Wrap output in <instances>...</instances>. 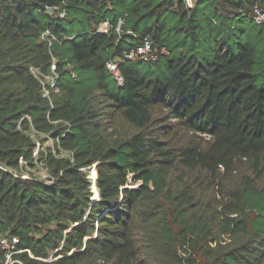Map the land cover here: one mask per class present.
Listing matches in <instances>:
<instances>
[{"label":"trees","instance_id":"1","mask_svg":"<svg viewBox=\"0 0 264 264\" xmlns=\"http://www.w3.org/2000/svg\"><path fill=\"white\" fill-rule=\"evenodd\" d=\"M255 7L264 0H0V264L5 236L22 264H264ZM146 35L168 53L122 61L118 84L108 62ZM53 65L59 92L46 98L31 67Z\"/></svg>","mask_w":264,"mask_h":264},{"label":"built area","instance_id":"2","mask_svg":"<svg viewBox=\"0 0 264 264\" xmlns=\"http://www.w3.org/2000/svg\"><path fill=\"white\" fill-rule=\"evenodd\" d=\"M189 6H192V0H185ZM49 12H53V9L50 8ZM253 20L257 24H262L264 23V10L260 7H255L253 10ZM60 16L64 17L65 12L61 11ZM125 23V20L123 18H119L117 21V26L116 29L118 33H121L123 31V24ZM102 25V26H101ZM98 28L99 31H104L108 32L109 29L111 28V25L109 24L108 21L104 22L101 24ZM49 33H44L43 37H47ZM168 53L166 47H161L158 48L156 47L152 37L150 35L144 36L141 44L131 48V49H126L123 51L121 57L111 60L108 62V68L110 72L112 73L113 77L115 80L118 82V84H123L124 78L120 70V64L122 61L128 60V61H142L146 62L149 64H156L158 63L160 56L163 54ZM32 73L39 79L41 84L43 85V96L46 98L51 97V91L54 92H59V88L57 87V82H56V77L58 76L56 71H55V65L52 67V73L49 75H44L39 68L31 67ZM72 77L75 78L76 74L73 72ZM36 138L37 142V149L41 148L40 144V138H37L35 135H33ZM22 165H27V162L22 161ZM1 167V166H0ZM95 167V166H93ZM91 167L90 170L93 168ZM28 169V168H26ZM96 170V168H95ZM15 176H20L21 172L19 170H11ZM97 171V170H96ZM28 174V175H25ZM49 174V173H48ZM46 175V177H43L39 175L42 179L46 180L47 182H53L52 179H50L49 175ZM29 173H23V177H28ZM88 178L93 181L92 174H88ZM97 180V177H96ZM93 199H95L93 197ZM98 199V197L96 198ZM19 243V239L17 236H5L1 239V245L2 248L5 250V262L4 264H13L15 261L20 262L19 260L13 259V255L17 253L18 251L15 250L16 244ZM21 263V262H20ZM22 264V263H21Z\"/></svg>","mask_w":264,"mask_h":264},{"label":"rangeland","instance_id":"3","mask_svg":"<svg viewBox=\"0 0 264 264\" xmlns=\"http://www.w3.org/2000/svg\"><path fill=\"white\" fill-rule=\"evenodd\" d=\"M193 1H194V0H192V4H193ZM68 25H69V27H71L70 24H68ZM101 26H102V25H101ZM239 27H240V26H239ZM254 28H255V29H258L259 26H258V25H254ZM238 29H239V28H238ZM78 30H80V29H78ZM49 147H54V142H53L52 139H50V140H46V142H43V143H42V146H41V148H40L39 150H41L42 153L45 154L47 148H49ZM39 150H38V151H39ZM38 168H39V170L32 169V171H35V173H36L37 176L41 175V176H43V177H46V175L49 173V172L47 171V169H46L45 167L42 166L41 163L38 164ZM93 170H95V167H93L91 170H89V173L92 174ZM30 171H31V170H30ZM96 172H97V171H96ZM25 175H28V174H25ZM48 175H49V174H48ZM93 181H94V182L92 183V186H91V187H92V191H93V193H94V196H93V197H97V196H98V193H96V190H95V187H94V184H95L96 187H97V184H96V178L93 179ZM97 189H98V188H97Z\"/></svg>","mask_w":264,"mask_h":264},{"label":"bare ground","instance_id":"4","mask_svg":"<svg viewBox=\"0 0 264 264\" xmlns=\"http://www.w3.org/2000/svg\"><path fill=\"white\" fill-rule=\"evenodd\" d=\"M92 177L95 179L96 178V170H93V172H92ZM94 187H95V190H96V193H98V189H97V187H96V185L94 184ZM98 195H99V193H98ZM98 197V196H97ZM94 198H96V197H94Z\"/></svg>","mask_w":264,"mask_h":264},{"label":"water","instance_id":"5","mask_svg":"<svg viewBox=\"0 0 264 264\" xmlns=\"http://www.w3.org/2000/svg\"><path fill=\"white\" fill-rule=\"evenodd\" d=\"M99 197H100V195H98V198H99ZM96 198H97V197H96ZM96 198H95V199H96Z\"/></svg>","mask_w":264,"mask_h":264}]
</instances>
